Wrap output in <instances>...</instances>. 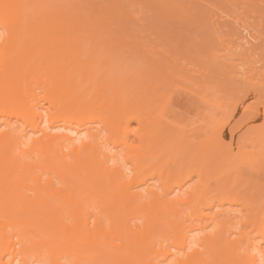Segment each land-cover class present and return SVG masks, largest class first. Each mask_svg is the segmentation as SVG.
I'll return each instance as SVG.
<instances>
[{
  "label": "bare ground",
  "instance_id": "1",
  "mask_svg": "<svg viewBox=\"0 0 264 264\" xmlns=\"http://www.w3.org/2000/svg\"><path fill=\"white\" fill-rule=\"evenodd\" d=\"M77 2L0 0V264H264L256 48L227 43L246 68L229 99L105 56L124 6Z\"/></svg>",
  "mask_w": 264,
  "mask_h": 264
},
{
  "label": "rangeland",
  "instance_id": "2",
  "mask_svg": "<svg viewBox=\"0 0 264 264\" xmlns=\"http://www.w3.org/2000/svg\"><path fill=\"white\" fill-rule=\"evenodd\" d=\"M76 1L80 2L79 4L84 12L88 10L87 7L84 9V5L91 8V5L94 4L95 6L93 5V7L96 9L99 8L100 12H102V15H106V11H110L107 10V8L111 9L110 5L114 1H118L117 3H114H120V6H124V19L108 13L111 14V16H109V19L107 20L111 21V23L108 24L110 27L108 25L106 27L109 28V31L112 29L110 31L112 33H109L111 35L110 37L111 39L117 37L119 42L115 39V43L120 46L117 48L110 47V37V44L107 42L109 34L107 35V33H104L107 39L106 42L110 47V50L107 51L108 53L104 50L106 49L105 47L108 46L105 45L102 48V50L107 53L105 56H109L110 53L116 54L117 58L120 60L119 62L123 63L122 66L124 68L127 66L128 70L131 68H129V66L140 64L138 61L135 64V58L139 57L141 59V57H143V60L145 59L146 61V58L149 57V59L152 57H160L164 59L167 66L173 70L174 73L179 76L189 77L193 82V84H189L191 87L196 88L198 84L194 83L196 80L198 81L203 77L206 80L205 83L207 84V88L209 90H216L221 92V94L222 90L227 87L229 88V86H244L241 81L237 80L238 75L234 73V69L238 71V74H241V72L246 68L244 65L237 64L240 62V60H237V58L233 59L234 54L232 55V53H234V50L233 48H230V44L227 43H231L233 41L235 44V41L238 39V37H240L238 41L242 40L243 42L244 37L246 36L247 40L251 41L249 43H251L252 47L256 48V53L250 60V63H252V66L255 68V77L263 73L262 80L258 83L256 89L261 92L262 96L258 117L264 120V0H175L176 3L182 6L183 9L181 11L185 10V12L183 11V13L178 11L179 6L177 7V4L174 2L176 5L173 6L171 10H176L177 8L176 11L180 14L182 13V15L180 16V14H176V11H172L173 13L175 12L174 14L170 12L165 14L166 12L164 11L166 17L169 16L168 13L171 14L173 17H171V19L170 17L166 19L165 15L161 14L160 17H156L158 14H155L154 12H156V10L163 11L158 9L163 4L160 7L158 6L155 8V5L157 3L160 5V2L152 5V0H149L151 3L147 2L148 0ZM155 2L156 0L154 3ZM170 3L172 4L173 2ZM120 6L118 7L120 8ZM165 6H168L167 8L171 7V5L169 6L168 4H165ZM116 8L117 6L114 9ZM164 8L165 7L163 5L162 9ZM167 8L165 10H167ZM96 9L95 14L93 15H100L97 13ZM101 9L106 11L103 13V10ZM185 13L187 15H185ZM174 15L176 17H174ZM154 20L156 21L155 23ZM124 25L126 26L124 27ZM101 30L99 29L98 31L101 32ZM251 36H255L256 39L252 38ZM97 39V41H99V38ZM230 40L231 42H229ZM113 44L114 43L112 42V45ZM101 45L103 46V44ZM225 46L229 48L226 49ZM101 47L99 48L100 50ZM111 48L115 50H111ZM229 52H232L231 57L229 56ZM236 54L237 52L235 55ZM193 57H196L198 60L200 59L201 64L199 61H196L199 62V65H201L200 71L197 70V66H193L190 63V60H184V58ZM210 63H212V67L215 66V69H219L220 72L218 71L219 73L215 74L213 71L216 70L213 68L212 71V67H208L207 65ZM200 73L202 76L199 78ZM234 74L237 76L232 78ZM234 87L233 89L231 88L232 90L230 89V92L235 90ZM223 91L224 96H227L229 99L231 96H233V93L230 95L225 89ZM234 94H236V92ZM228 95H230V97ZM225 101L230 102V100H222V102H220L223 103ZM220 102L217 104L221 105ZM219 109L223 110L224 108L218 106V108L211 109V112Z\"/></svg>",
  "mask_w": 264,
  "mask_h": 264
}]
</instances>
